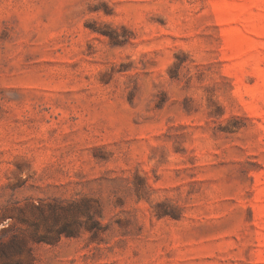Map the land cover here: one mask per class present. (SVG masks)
Segmentation results:
<instances>
[{
	"label": "rangeland",
	"instance_id": "rangeland-1",
	"mask_svg": "<svg viewBox=\"0 0 264 264\" xmlns=\"http://www.w3.org/2000/svg\"><path fill=\"white\" fill-rule=\"evenodd\" d=\"M0 264H264V0H0Z\"/></svg>",
	"mask_w": 264,
	"mask_h": 264
}]
</instances>
